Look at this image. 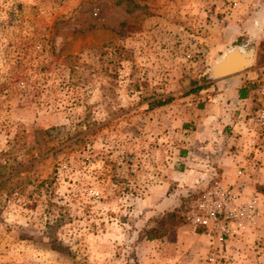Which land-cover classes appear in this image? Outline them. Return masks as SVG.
<instances>
[{
  "label": "rangeland",
  "instance_id": "1",
  "mask_svg": "<svg viewBox=\"0 0 264 264\" xmlns=\"http://www.w3.org/2000/svg\"><path fill=\"white\" fill-rule=\"evenodd\" d=\"M249 40L262 57L264 0H0V264H264V181L223 182L257 200L245 230L195 227L213 183L180 170L169 115Z\"/></svg>",
  "mask_w": 264,
  "mask_h": 264
},
{
  "label": "crops",
  "instance_id": "2",
  "mask_svg": "<svg viewBox=\"0 0 264 264\" xmlns=\"http://www.w3.org/2000/svg\"><path fill=\"white\" fill-rule=\"evenodd\" d=\"M236 46H246L247 50L255 48V68L231 73L219 70L221 75H213L209 87L184 100L188 104L183 108L182 117L175 109L169 115L175 124L185 118L179 134L184 140L178 164L180 170L194 181L240 182L244 184L243 189L240 186L243 197L253 194L255 184L264 181V151L248 146L252 135L249 116L256 101L254 91L244 84L257 77L256 67L262 52L259 54L261 48L257 50L255 46ZM239 170H243V174L240 175Z\"/></svg>",
  "mask_w": 264,
  "mask_h": 264
},
{
  "label": "built area",
  "instance_id": "3",
  "mask_svg": "<svg viewBox=\"0 0 264 264\" xmlns=\"http://www.w3.org/2000/svg\"><path fill=\"white\" fill-rule=\"evenodd\" d=\"M257 77L252 80L256 85L252 90L255 106L249 116L252 135L248 146L255 151H264V52L256 67ZM243 174V170H239ZM242 192L237 187L216 180L194 203L190 211V219L195 227H204L208 234L219 241L241 232L258 216L257 200L241 202Z\"/></svg>",
  "mask_w": 264,
  "mask_h": 264
},
{
  "label": "water",
  "instance_id": "4",
  "mask_svg": "<svg viewBox=\"0 0 264 264\" xmlns=\"http://www.w3.org/2000/svg\"><path fill=\"white\" fill-rule=\"evenodd\" d=\"M247 54V57L244 58V54ZM240 54H243L242 56ZM244 58V59H243ZM256 55L255 48L246 49V46H233L229 50L222 54V56L213 61L212 64V74L214 76H220L219 70H228V73L231 72H242L254 67ZM237 60V64L232 65L233 61Z\"/></svg>",
  "mask_w": 264,
  "mask_h": 264
},
{
  "label": "trees",
  "instance_id": "5",
  "mask_svg": "<svg viewBox=\"0 0 264 264\" xmlns=\"http://www.w3.org/2000/svg\"><path fill=\"white\" fill-rule=\"evenodd\" d=\"M10 88L9 84L3 83L0 85V92L6 91V89ZM205 88L204 86H200L196 88L194 91H200ZM167 102H158V105H164ZM48 180H43L42 184L47 183ZM182 224V219L176 214V212H170L164 218L160 219L159 226H153L152 228H145L140 234V239L146 238L148 240L159 239L164 237L170 230L174 227L180 226Z\"/></svg>",
  "mask_w": 264,
  "mask_h": 264
},
{
  "label": "flooded vegetation",
  "instance_id": "6",
  "mask_svg": "<svg viewBox=\"0 0 264 264\" xmlns=\"http://www.w3.org/2000/svg\"><path fill=\"white\" fill-rule=\"evenodd\" d=\"M251 43H252V42L249 40L245 45H247L249 48H250V47L252 48L253 45H252ZM228 50H229V49H227L226 52H227ZM226 52H224L223 54H225ZM232 63H233L232 65H235V66H236V64H237L238 62H237V60H235V61H233Z\"/></svg>",
  "mask_w": 264,
  "mask_h": 264
}]
</instances>
